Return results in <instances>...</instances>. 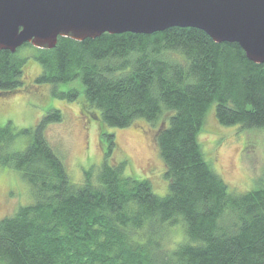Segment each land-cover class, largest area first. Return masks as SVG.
Masks as SVG:
<instances>
[{
  "label": "trees",
  "instance_id": "obj_1",
  "mask_svg": "<svg viewBox=\"0 0 264 264\" xmlns=\"http://www.w3.org/2000/svg\"><path fill=\"white\" fill-rule=\"evenodd\" d=\"M29 59L42 68L37 84L74 83L54 94L75 100L81 93L99 112L104 161L95 177L86 171L83 184L71 183L45 138V127L62 120L57 109L34 128L0 126V167L18 171L35 198L0 220V264H264V183L233 192L198 141L212 107L223 126L264 129V65L191 27L62 37L51 50L27 43L0 50V93L21 90ZM140 118L162 119L163 197L126 172L125 160H109L114 141L105 127ZM177 223L186 240L163 249L164 231Z\"/></svg>",
  "mask_w": 264,
  "mask_h": 264
},
{
  "label": "rangeland",
  "instance_id": "obj_2",
  "mask_svg": "<svg viewBox=\"0 0 264 264\" xmlns=\"http://www.w3.org/2000/svg\"><path fill=\"white\" fill-rule=\"evenodd\" d=\"M27 49L20 51L25 54ZM25 68L21 90L0 93V126L11 122L17 130L34 128L47 112L59 110L62 120L45 127V138L64 163L71 183L83 184L86 171H91L95 177L104 161L99 112L84 106L81 93L75 100L54 94L74 88V83L37 84L35 80L42 68L36 60L29 59ZM161 124L162 119L150 123L140 118L127 127H105V130L112 134L114 141L109 160L113 163L125 160L126 172L149 180L155 193L163 197L168 192V181L156 142ZM198 135L205 158L233 192H248L264 183V129L223 126L218 123L212 107ZM34 201L31 186L21 174L0 167V220ZM185 240L182 225L177 223L166 228L160 243L163 249L171 250Z\"/></svg>",
  "mask_w": 264,
  "mask_h": 264
},
{
  "label": "water",
  "instance_id": "obj_3",
  "mask_svg": "<svg viewBox=\"0 0 264 264\" xmlns=\"http://www.w3.org/2000/svg\"><path fill=\"white\" fill-rule=\"evenodd\" d=\"M170 27L202 30L216 43H236L264 65V0H0V50H51L109 33L153 34Z\"/></svg>",
  "mask_w": 264,
  "mask_h": 264
}]
</instances>
